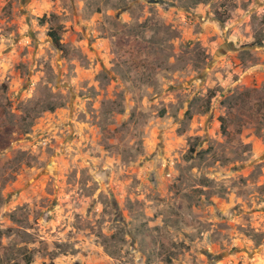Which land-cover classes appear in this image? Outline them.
Segmentation results:
<instances>
[{
    "label": "rangeland",
    "instance_id": "rangeland-1",
    "mask_svg": "<svg viewBox=\"0 0 264 264\" xmlns=\"http://www.w3.org/2000/svg\"><path fill=\"white\" fill-rule=\"evenodd\" d=\"M28 257L264 264V0H0V264Z\"/></svg>",
    "mask_w": 264,
    "mask_h": 264
},
{
    "label": "trees",
    "instance_id": "trees-1",
    "mask_svg": "<svg viewBox=\"0 0 264 264\" xmlns=\"http://www.w3.org/2000/svg\"><path fill=\"white\" fill-rule=\"evenodd\" d=\"M49 37L52 39V42L54 43V45L56 47H58V48L62 47L61 37H60L59 33L56 30L49 31ZM258 44H262V42H258ZM31 263H32V258L28 257L27 264H31Z\"/></svg>",
    "mask_w": 264,
    "mask_h": 264
}]
</instances>
